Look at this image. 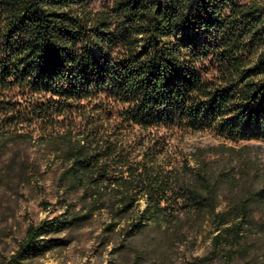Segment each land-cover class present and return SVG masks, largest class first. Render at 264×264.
<instances>
[{
	"label": "trees",
	"instance_id": "obj_1",
	"mask_svg": "<svg viewBox=\"0 0 264 264\" xmlns=\"http://www.w3.org/2000/svg\"><path fill=\"white\" fill-rule=\"evenodd\" d=\"M190 133L264 144V0H0V180L52 172L64 207L9 264L96 213L155 248L206 227L196 264H264L263 146Z\"/></svg>",
	"mask_w": 264,
	"mask_h": 264
},
{
	"label": "rangeland",
	"instance_id": "obj_2",
	"mask_svg": "<svg viewBox=\"0 0 264 264\" xmlns=\"http://www.w3.org/2000/svg\"><path fill=\"white\" fill-rule=\"evenodd\" d=\"M185 141L190 151L197 147L211 149L221 143L237 148L246 144L264 148V144L253 141L224 142L211 133H190ZM45 179L46 186L41 188H30L10 178L0 180V264H9L28 226L63 213V205L51 198L53 173L49 172ZM47 199L54 204L46 206ZM225 207L223 203L220 209ZM107 222L105 214L96 213L85 223L45 234L20 264H196V257H202L210 250L206 227L197 239L190 236L180 246H169L166 238L155 248L152 244L160 236L154 232L125 240L122 233L105 232ZM125 224L122 221L119 227Z\"/></svg>",
	"mask_w": 264,
	"mask_h": 264
}]
</instances>
